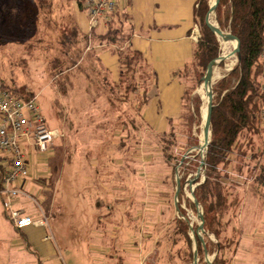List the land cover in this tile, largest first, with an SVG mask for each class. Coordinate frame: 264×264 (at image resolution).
I'll return each instance as SVG.
<instances>
[{"label":"rangeland","instance_id":"374dc122","mask_svg":"<svg viewBox=\"0 0 264 264\" xmlns=\"http://www.w3.org/2000/svg\"><path fill=\"white\" fill-rule=\"evenodd\" d=\"M77 7L75 0H0V78L37 96L58 132L51 152L36 154L38 169L31 173L33 198L50 218L54 263L147 264L157 253L153 264H194L197 252V264H213L221 243L230 264H264V174L254 178L264 168V130L254 139L258 159L246 160L244 176L233 175L247 184L238 190L241 202L226 216L221 239L199 231L204 211L191 206L192 189L205 182L201 163L208 152L198 150L205 122L199 70L187 77L202 103L200 119L186 101L175 130L152 132L141 116L145 99L132 91L139 77L132 72L114 86L95 53L94 33L75 37ZM225 60L212 87L238 64L233 56L228 71ZM21 201L40 214L30 200ZM200 237L217 252L199 253Z\"/></svg>","mask_w":264,"mask_h":264},{"label":"trees","instance_id":"16d2710c","mask_svg":"<svg viewBox=\"0 0 264 264\" xmlns=\"http://www.w3.org/2000/svg\"><path fill=\"white\" fill-rule=\"evenodd\" d=\"M39 5L48 3V0H37ZM79 11H85L87 0H75ZM209 0H201L197 15L200 18V28L202 39L196 44L193 64L188 69L189 74L192 68L199 70L200 81L204 77L207 65L217 59L221 53L219 40L215 33L208 28L206 18L209 13ZM214 4L212 0V5ZM215 20L223 32L231 33L240 43V62L236 64L230 73H227L222 79L212 87L213 92V111L211 115V141L208 146V152L205 159L206 179L205 182L196 187L193 194L199 203V207L203 209L204 218V234L212 233L220 240L224 227H228L230 221L224 222L226 216L236 209L238 203L241 202L238 190L247 182H242L238 176H244V168L246 160H257L258 153L253 149L254 139L264 130V64H262L264 50V0H220L214 13ZM212 16H210V21ZM212 22V21H211ZM78 30L75 27V37L78 38ZM107 33L99 37V40L106 43H114L124 41L121 37L122 29L115 28L113 20H111ZM125 38V37H123ZM231 50L234 51L237 46L236 41H230ZM231 51V52H232ZM223 52V51H222ZM224 56V54H223ZM121 58V78L114 86L123 85L130 73L138 74V80L135 79L132 91L139 92L146 102L149 89L152 84V76L146 68L143 67V58L137 51L131 50L129 47L126 52H120ZM217 63L214 73H220V68L224 62ZM134 74V75H135ZM135 75V76H136ZM188 75V74H187ZM133 80V77L131 78ZM2 87L14 93V95H27L21 88L11 87L0 78ZM143 88V89H142ZM140 89V90H138ZM142 89V91H141ZM192 90L188 89L185 94V102L192 108L193 117L200 119L201 100L197 94L192 95ZM186 104V103H185ZM200 147V146H199ZM199 150V149H198ZM257 168L252 167L253 170ZM261 169L263 177L264 168ZM237 177H234V174ZM259 180V179H258ZM247 181V180H246ZM195 206V204L191 205ZM179 226L184 223L179 222ZM183 233L184 230L182 231ZM185 235V234H184ZM186 236V235H185ZM204 239V245L199 240L196 244L199 253H214L209 249L208 242ZM187 242H190L186 237ZM220 244L217 258L213 264H230L225 256L222 255V245ZM219 246V245H218ZM213 249H215L213 247ZM217 252V251H216ZM215 252V253H216ZM157 253L149 257L147 264H153Z\"/></svg>","mask_w":264,"mask_h":264},{"label":"crops","instance_id":"0c3cea01","mask_svg":"<svg viewBox=\"0 0 264 264\" xmlns=\"http://www.w3.org/2000/svg\"><path fill=\"white\" fill-rule=\"evenodd\" d=\"M116 1L117 11L112 20L115 28L122 29L124 41L119 38L114 43L101 42L99 37L108 31L102 27L92 32L95 53L106 76L114 83L121 78L120 52H126L130 47L141 54L142 68L148 71L145 76H152L147 100L141 107L143 125L152 132L166 134L185 119L187 105L184 99L189 89L187 74L196 49L190 33L195 23L200 24L196 12L201 0ZM75 21L79 36L89 39L87 14L77 10ZM142 75L143 72L138 77ZM20 200L17 205L24 202ZM46 235L47 229L43 227L15 230L0 208V264H55L52 240L45 239Z\"/></svg>","mask_w":264,"mask_h":264},{"label":"built area","instance_id":"2783aa9c","mask_svg":"<svg viewBox=\"0 0 264 264\" xmlns=\"http://www.w3.org/2000/svg\"><path fill=\"white\" fill-rule=\"evenodd\" d=\"M116 5V0L86 1L84 8L91 32L102 27L108 29L117 11ZM191 28V41L198 44L202 39L200 25L195 23ZM57 133L49 127L37 96L14 95L0 82V208L15 230L43 227L47 229L44 237L47 240L54 238L50 218L33 198L35 187L31 173L33 168L38 169L35 156L51 152ZM38 175L43 177L41 172ZM20 199L34 203L39 216L35 218L24 202L17 205Z\"/></svg>","mask_w":264,"mask_h":264},{"label":"water","instance_id":"95a60500","mask_svg":"<svg viewBox=\"0 0 264 264\" xmlns=\"http://www.w3.org/2000/svg\"><path fill=\"white\" fill-rule=\"evenodd\" d=\"M219 1L220 0H215L214 2V5H211L210 7V10H209V13L207 14V18H206V22H207V25L209 26L208 28H210L214 33L215 35L217 36V38L223 36L224 37V40H233V41H236L237 42V46L235 47L234 51H232V55L233 56H236L237 57V60L238 62H240V43H239V40L236 39L235 36H233L231 33H226V32H223L220 27L215 26L211 23L210 21V14L212 13H215L216 9H217V6L219 4ZM223 57L220 55L217 59L213 60L209 65H207V70H206V73L204 75L202 79V82H204V85H208L209 83H211V88L209 90V93H208V96H209V103H208V113L206 115L207 119L206 121L204 122V125H203V134L205 135L206 137V149H208V146L210 144L209 141H211V115H212V111H213V92L211 91L212 90V81H213V73H214V69L216 67V64L219 62V61H223ZM233 70V69H232ZM231 70V71H232ZM201 166H205V161H202L201 163ZM180 181L177 182V186H178V190H177V193L176 194V202H175V205L178 206V197H179V193H180ZM194 190L192 189V197H193V201H194V204L195 206L197 207V209H200V207L198 206L199 203L197 202V200L195 199V196L193 194ZM175 206V207H176ZM199 219H201V222L202 224L200 225L199 227V231H202L204 232V218H203V214H200V217ZM200 241L202 242L201 244L204 243V239L202 237H200ZM204 245V244H203ZM207 255V253H206ZM198 254L197 252L195 253V258H194V264H197L198 262ZM208 264H211V262H208Z\"/></svg>","mask_w":264,"mask_h":264},{"label":"bare ground","instance_id":"6f19581e","mask_svg":"<svg viewBox=\"0 0 264 264\" xmlns=\"http://www.w3.org/2000/svg\"><path fill=\"white\" fill-rule=\"evenodd\" d=\"M215 0H213V2H214ZM215 3V2H214ZM214 5V4H213ZM213 14V13H212ZM212 14H210V16H212L213 17V15ZM220 41H221V46H222V44H223V46H224V51H223V47H222V51L226 54V56H225V54H224V59L226 58V60H225V66H226V70H230V69H232V67H233V64H232V61H233V55H232V50H231V43H230V41H233V40H224V37L223 36H221L220 37V39H219ZM224 59H223V61L222 62H224ZM221 61H219L218 63H222ZM232 64V65H231ZM220 74L221 73H215V74H213V79H215V78H217V77H219L220 76ZM210 84L211 83H209L208 85H204L203 84V87L200 89V91L199 92H201V96H202V99H203V101H204V103H203V108H204V112H205V121H206V119H207V117H206V115H207V113H208V103H209V96H208V93H207V89L209 88V86H210ZM202 104V103H201ZM201 144H200V147H198L199 148V151H201V149H203V148H205V146H206V137H205V135L204 134H202V136H201ZM205 151V150H204ZM203 151V152H204ZM205 154V153H204Z\"/></svg>","mask_w":264,"mask_h":264}]
</instances>
